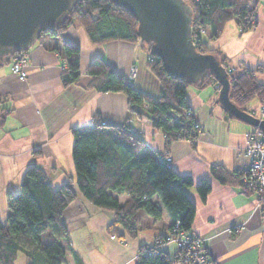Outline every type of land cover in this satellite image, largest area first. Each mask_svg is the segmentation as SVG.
<instances>
[{"label": "crops", "instance_id": "0c3cea01", "mask_svg": "<svg viewBox=\"0 0 264 264\" xmlns=\"http://www.w3.org/2000/svg\"><path fill=\"white\" fill-rule=\"evenodd\" d=\"M254 16L257 24L246 32L240 31L234 19L227 21L220 36L209 44L227 55L236 73L247 67H260L255 75L264 83V0H257ZM63 40L81 50L80 78L68 86L63 85L61 78L65 61L54 48ZM27 56L25 79L13 73V59L0 66V95L7 96L4 105L11 109L0 126L1 220H6L9 213L8 191H20L30 166L42 168L54 187L75 177L72 129L91 122L98 112L108 124L129 122L147 145L160 154L168 150L174 169L191 175L195 184L204 178L210 179L212 188L205 199L200 197L195 184L188 188L196 204L188 232L203 238L210 259L216 264H264V215L257 192L246 193L238 185L221 183L211 173L215 163L229 170L248 165L247 134L255 128L228 115L218 101L216 85L198 88L190 84L187 88L188 103L201 125L195 147L185 138L168 144L164 133L147 117L130 115L125 93L100 92L90 87L92 77L87 67L101 56L138 90L158 96L162 83L149 65L150 52L141 39L93 43L84 27L75 23L36 41ZM132 67L137 72L130 81ZM261 107H264L261 99H254L248 105L249 109H258V116L262 115ZM119 199L123 201L126 196ZM113 219L112 211L96 207L82 194L65 208L62 221L68 229L70 244L85 264H136L142 244H152L160 234H172L166 213L161 221L150 222L136 237L126 235L124 240L108 232ZM160 248L170 256L178 252L172 240ZM28 262L29 257L20 253L14 264Z\"/></svg>", "mask_w": 264, "mask_h": 264}, {"label": "trees", "instance_id": "16d2710c", "mask_svg": "<svg viewBox=\"0 0 264 264\" xmlns=\"http://www.w3.org/2000/svg\"><path fill=\"white\" fill-rule=\"evenodd\" d=\"M186 1L193 8V37L197 49L215 54L229 71L231 100L246 110H249L252 100H264V83L258 81L255 75L260 67H247L236 73L227 55L219 47L209 44L220 36L225 23L231 19L236 21L241 32L252 29L257 24L254 16L257 0ZM75 23L84 27L93 43L113 39L134 42L140 39L138 20L127 8L116 5L112 0H78L63 23L55 30L46 29L39 40ZM54 48L65 61L61 74L63 85L77 82L81 75L80 47L63 40L60 46ZM28 51L22 53L27 54ZM17 54L11 52L0 57V66L10 62ZM149 65L162 83L161 92L156 97L138 90L101 56L94 58L87 67L92 77L90 87L100 92L125 93L130 115L147 117L156 129L164 133L168 144L185 138L195 147L201 129L198 131L195 128L196 120L187 100L186 91L190 84L171 74L158 55L150 53ZM210 84L220 87L212 73L194 86L203 88ZM6 100L7 96L0 95V126L11 111L4 105ZM173 113L180 114V118L174 119ZM228 115L234 117L229 112ZM72 134L75 177L54 187L48 182L43 169L33 165L26 170L20 191H8L9 213L6 220L0 219V264H14L20 253L29 257L28 264H85L71 246L68 229L62 221L65 208L79 194L96 207L114 213L107 229L119 240H124L126 235L136 237L150 222L162 220L164 213L170 220L172 234L158 235L156 240L160 243H165L177 230L191 229L196 204L188 188L195 184L193 177L177 172L159 152L147 145L129 122L108 124L97 112L91 122L74 127ZM211 173L221 183L238 185L246 193L257 192L264 215V199L258 188L243 180V168L229 170L223 164L215 163L211 166ZM195 185L202 199L212 188L208 178ZM121 196H126V199L121 201ZM44 234L47 241L43 239ZM187 252L178 249L174 256H170L156 242L142 244L136 264H185L181 257Z\"/></svg>", "mask_w": 264, "mask_h": 264}, {"label": "water", "instance_id": "95a60500", "mask_svg": "<svg viewBox=\"0 0 264 264\" xmlns=\"http://www.w3.org/2000/svg\"><path fill=\"white\" fill-rule=\"evenodd\" d=\"M138 20V34L167 70L191 85L208 74L220 84L218 101L234 117L264 132V117L230 98V74L212 52H200L193 37V8L186 0H112ZM78 0H0V57L30 49L46 30H55Z\"/></svg>", "mask_w": 264, "mask_h": 264}, {"label": "built area", "instance_id": "2783aa9c", "mask_svg": "<svg viewBox=\"0 0 264 264\" xmlns=\"http://www.w3.org/2000/svg\"><path fill=\"white\" fill-rule=\"evenodd\" d=\"M28 61L27 54L18 52L12 61V71L20 79H25L27 76L26 64ZM137 72L136 67H132L129 80L131 81L133 76ZM261 117H264V110H262ZM174 119H179L180 114L173 113ZM195 128L199 131L201 125L195 121ZM245 153L249 157V163L243 168L244 176L243 180L259 189L261 198L264 199V132L255 127L247 134V145L245 147ZM162 157L172 164V156L169 151L166 150L161 153ZM178 223L176 224V227ZM178 249H184L188 251L181 258L185 260V264H216L210 259L207 249L204 245V240L201 237L190 234L188 231L180 229L177 233L171 237ZM157 246L160 247L159 240L155 241ZM190 251V252H189Z\"/></svg>", "mask_w": 264, "mask_h": 264}, {"label": "rangeland", "instance_id": "374dc122", "mask_svg": "<svg viewBox=\"0 0 264 264\" xmlns=\"http://www.w3.org/2000/svg\"><path fill=\"white\" fill-rule=\"evenodd\" d=\"M204 38H205V36H204ZM211 85H213V84H211ZM216 86H217V88H218V90H219L220 87H218V85H216ZM260 109H261V110H260L261 112H260V111H259V112H260V114H261V113L263 112L262 110H264V107H261ZM249 111H250L251 113H253V114L256 115V112L258 111V109H254V110H253L252 108H250ZM258 192H259V191H258ZM257 194H258V193H257ZM259 194H260V192H259ZM156 199H158V198L156 197ZM259 201H260V200H259ZM260 203H261V202H260ZM160 221H161V220H160ZM43 239H44V241H47L46 234L43 235ZM169 240H171V237H170L169 239H167V241H169ZM155 241H156V240H155ZM155 241H154V242H155ZM172 241H173V240H172ZM160 242H161V241H160ZM173 242H174V241H173ZM174 243H175V242H174ZM161 244H163V243H161ZM175 244H176V243H175ZM176 246H177V245H176ZM177 248H178V247H177Z\"/></svg>", "mask_w": 264, "mask_h": 264}]
</instances>
